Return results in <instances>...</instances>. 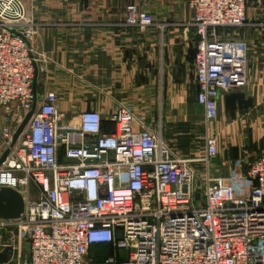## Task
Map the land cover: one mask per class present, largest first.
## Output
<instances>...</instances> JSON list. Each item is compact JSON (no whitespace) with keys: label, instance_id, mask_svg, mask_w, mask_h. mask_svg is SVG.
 I'll use <instances>...</instances> for the list:
<instances>
[{"label":"built area","instance_id":"1","mask_svg":"<svg viewBox=\"0 0 264 264\" xmlns=\"http://www.w3.org/2000/svg\"><path fill=\"white\" fill-rule=\"evenodd\" d=\"M248 2L189 0L186 25L196 35L195 98L205 133L201 155L186 158L162 139L160 127H147L124 104L110 114L106 131L96 110L79 111L69 123L53 91L37 100L34 74L47 60L31 45L40 23L21 0H0L1 154L33 108L0 165V187L17 189L24 200L20 217L0 218V239L7 235L0 252L12 247L0 264L18 258L22 240L27 264H264V152L249 164L247 192L211 172L217 139L209 127L220 91L243 87L248 73L247 44L217 30L247 24ZM120 25L165 26L134 3L125 6ZM192 162L202 165L199 185ZM93 247L111 252L97 258Z\"/></svg>","mask_w":264,"mask_h":264},{"label":"crops","instance_id":"2","mask_svg":"<svg viewBox=\"0 0 264 264\" xmlns=\"http://www.w3.org/2000/svg\"><path fill=\"white\" fill-rule=\"evenodd\" d=\"M21 2L40 23L31 45L47 58L38 63L44 70L34 74L37 100L53 91L57 109L69 123L79 111L96 110L106 131L112 128L110 114L124 104L147 127H160L162 139L179 156L201 155L205 126L195 98L196 35L186 25L192 16L189 0ZM129 3L164 28L121 26ZM246 16L243 26L217 30L221 38L244 41L248 48L247 81L220 91L218 117L209 127L217 139L213 174L221 183L239 184L241 161L264 152V0H249ZM237 92L252 98V106L238 108ZM195 138L202 141L199 148L193 146ZM59 158L63 160L61 154Z\"/></svg>","mask_w":264,"mask_h":264},{"label":"water","instance_id":"3","mask_svg":"<svg viewBox=\"0 0 264 264\" xmlns=\"http://www.w3.org/2000/svg\"><path fill=\"white\" fill-rule=\"evenodd\" d=\"M34 86H35V84H34V79H33L32 87L35 91ZM233 96L236 97V102H237L238 108H242V107L248 108V107L252 106V98L249 97V98L244 99L243 93L237 92ZM233 106H234V102H233ZM32 110H33V108L31 110H29L27 113H25V115L23 116V119L21 120V122L16 127L15 131L12 134L10 146H12L16 142L18 136L20 135V133L22 132V130L26 126V124H27V122H28V120L32 114ZM231 117L234 118V109L231 111ZM9 147H7L1 154L0 165L5 160L8 152H9ZM23 210H24V200H23L21 193L13 187L1 186L0 187V218H2V219H16V218L20 217ZM11 251H12V247L6 246L3 249V251L0 252V263L5 262L8 259Z\"/></svg>","mask_w":264,"mask_h":264},{"label":"rangeland","instance_id":"4","mask_svg":"<svg viewBox=\"0 0 264 264\" xmlns=\"http://www.w3.org/2000/svg\"><path fill=\"white\" fill-rule=\"evenodd\" d=\"M197 117H199V116H197ZM20 135H22V137H23V134H20ZM192 143H193V146L197 147V148H199L200 145L202 146V144H201L202 141L200 139H197V138H195ZM0 156H1V153H0ZM215 159L216 158H214V161H215ZM247 159H248L249 162L241 161L242 169H241V172H240V177L238 179L239 184H237L240 193H242L245 188L249 189V187H250V182L246 179V172L248 170V167H249V164H250L251 160L249 158H247ZM214 161H213L212 167H211V172L212 173H213V170H214V168H213ZM191 165L195 168V183H196V185L197 184L199 185V183L201 182L200 174H201V171H202V165L200 163L198 164V162H192ZM20 174H21L20 172H16V171L12 172V175H15V176L20 175ZM17 188L18 189H22L23 187L18 185ZM29 188H30V190H32V185L31 184H30ZM6 238H7V235L3 234L1 236L0 241L1 242H5ZM17 254L18 253H15V256L13 257V259L11 260V262L9 264H13L14 262L19 263V264H27V262H28V244H27L26 240H22L20 242L18 258H17ZM95 254H100V253L96 251Z\"/></svg>","mask_w":264,"mask_h":264},{"label":"trees","instance_id":"5","mask_svg":"<svg viewBox=\"0 0 264 264\" xmlns=\"http://www.w3.org/2000/svg\"><path fill=\"white\" fill-rule=\"evenodd\" d=\"M99 252L100 254H95V252ZM111 251H110V249L107 247V248H105V247H93L92 249H91V254L93 255V256H95V257H97V258H99V257H101V256H103V255H106V254H109Z\"/></svg>","mask_w":264,"mask_h":264}]
</instances>
